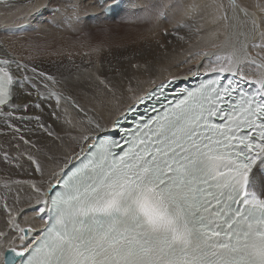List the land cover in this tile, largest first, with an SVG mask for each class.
<instances>
[{"label": "snow or ice", "instance_id": "1", "mask_svg": "<svg viewBox=\"0 0 264 264\" xmlns=\"http://www.w3.org/2000/svg\"><path fill=\"white\" fill-rule=\"evenodd\" d=\"M113 6L102 3L101 11ZM231 6L247 14L235 0ZM251 47L259 51H245L244 60L236 48L204 53L203 70V61L188 70L199 82L177 88L171 100L168 90L180 77L141 94L130 85L114 117L87 116L73 138L78 151L65 154L58 170L46 171L29 152L40 179L2 184L8 218L0 264H264V42ZM22 69L28 66L0 45V122L18 133V120L35 121L52 136L41 115H16L31 107L43 113L42 103L15 102L21 92L31 95L29 84L36 87ZM0 159L13 158L4 151ZM23 185L34 203L9 207V194ZM26 211L42 225L22 226Z\"/></svg>", "mask_w": 264, "mask_h": 264}, {"label": "rangeland", "instance_id": "2", "mask_svg": "<svg viewBox=\"0 0 264 264\" xmlns=\"http://www.w3.org/2000/svg\"><path fill=\"white\" fill-rule=\"evenodd\" d=\"M67 1L65 0V2ZM91 1V4L97 7H95L96 10L94 12L84 10L83 16L87 21L85 24H77L76 27L70 26L66 30L57 31L54 34L51 31L52 36L51 32L48 34L49 30H46L44 33H46V37L48 36L47 38L45 36H38V38L32 37L29 38L30 40H27V37H31L37 33L38 29L34 25L22 31L5 32L2 28L6 25L1 24L0 30V41L5 44L8 52L10 50H13L11 52H15L14 48L18 45L20 46L19 42H13L26 39L30 41L24 40V42L28 43L25 44L28 47H30L29 45H33L32 47L37 46L39 48L52 42V45H54L52 51L56 50L62 55L66 54L65 58L69 60V63L67 65L68 68H66L67 74H65L70 79L69 86H72H66L67 88H65L57 80L56 76H53L57 81L55 84L47 81L46 77L43 78L41 76L36 79L38 84L35 83L41 93L46 92L50 94V92H55L57 96L61 97V102L66 104V116L70 117V119L76 116V120L78 121L75 122L77 126L80 125L79 128L83 127L82 122L86 121L87 116H97V114L94 110L86 109L83 106L74 91L75 87H73L72 82H82L86 77H91V66L97 67L98 79L99 81H103L112 73L119 74L123 70L126 71L130 67L151 60L153 64L152 68L154 69L157 66L153 70L152 77L159 78L163 75L168 76V74L179 73L182 68L192 67L197 61H203V54L206 52H216L223 55L225 51L223 50V46L227 47L226 50L228 51L233 49L232 43L234 40L232 38L231 41H233L228 46L224 45L225 37L228 35L230 29L229 20L224 19L225 14L228 17V13L232 8V3L229 0H136L134 1V5L123 3V9L120 13L114 12L113 15L108 14L106 11H101V4H111L110 2L116 0ZM118 1L121 6L123 0ZM235 1L240 8L245 9L247 12V14L240 12L241 28H239L236 36L239 39L248 37L246 49L248 53L255 56L259 49L251 46L264 42V0ZM50 3L58 4V0H52ZM221 5L227 6L226 12L225 8L221 7ZM21 20V16L14 17L11 24L20 23ZM152 27H155L156 31ZM150 28L152 31H150ZM49 29H57V26L50 27ZM61 38L62 41L60 42L62 43L59 42ZM234 47L239 48L238 45ZM261 55H264V53ZM17 57L23 59L21 54ZM155 62L158 65H155ZM54 67H56L54 72L57 73L60 68L56 65ZM155 70L157 73H155ZM245 71L251 73L255 71V68L254 66H250ZM46 84L47 88L45 87ZM62 137L60 140L67 147L69 154H71L73 149L78 151L71 136ZM9 155L13 158L12 164L16 160V155L15 153H10ZM62 161L63 159L59 163L52 165L50 170L55 167V169H58L57 167L58 165H62Z\"/></svg>", "mask_w": 264, "mask_h": 264}, {"label": "bare ground", "instance_id": "3", "mask_svg": "<svg viewBox=\"0 0 264 264\" xmlns=\"http://www.w3.org/2000/svg\"><path fill=\"white\" fill-rule=\"evenodd\" d=\"M51 1L52 0H6L5 3H0V23L6 26L26 24V29L29 26L34 25V27H37L38 29L37 33H35L31 37H27L26 39L28 40L32 37H44L46 34L44 33V31L46 30H49L48 34H50L51 31L54 34V32L57 33V31H64L70 26L76 27L77 24H85V22L87 21L83 16L84 10L94 12L96 10L95 7H97H94L91 4V0H66L67 2H65V0H58V4H52L50 3ZM88 1L89 3H87ZM134 1L136 0H123L120 8L115 12H117V14L120 13V11L123 9V3L134 5ZM110 3L112 4L114 2ZM235 3L238 4L236 1ZM149 5H151V3H149ZM51 9H53V11ZM240 12L241 11L231 8L230 12L228 13L230 29L228 35L225 37L224 45L228 46L230 42L234 40V45L232 43V47L236 48L234 46H239V48H237L240 49V58L241 60H243L245 58L244 52H248V50L246 49V41L248 40V37H242L241 39H239L238 36H236L239 28H241ZM113 13L114 12L110 14L113 15ZM17 16H21L22 22L20 21V23L11 24V21L14 19V17ZM54 26H57V29H49L50 27ZM153 29H155L156 31L155 27ZM150 31H152L151 28ZM56 33L55 35H57ZM231 38L233 39L232 41ZM24 40L13 42L20 43V46L18 45L16 48H14L16 50L15 52L18 53L11 52L13 50H10L9 52L16 58L17 61L28 66V71L25 73L22 69L20 74L31 76L35 83L36 79H38V77L40 78L39 73L44 72L46 76H56L57 80H59V82L62 83L65 88H67L69 86L70 79L66 75V68H68L67 65L69 63V60L65 58L66 54L62 55L56 50L52 51L54 48L52 42L51 44L45 46L42 45L38 48L37 46L32 47L33 45H29L30 47H28V45H25L28 43L24 42ZM60 41H62V38L61 40H59V42ZM0 45H2L3 48L6 49L5 44L2 41H0ZM226 48L227 47L223 46V50H226ZM19 54L23 56V59L17 57ZM154 64L156 65L157 62H155ZM55 65L60 68L57 73L54 72V70H56V67H54ZM205 65H207V61L203 60V63L200 66L201 70H203V67ZM152 66V61L149 60L139 65H135L134 67H130L129 69L126 68L128 70H123L119 74L112 73L110 74V76H107L105 80H103L105 83H101V81H99L98 79V69L93 65L91 66V77H86L82 82H72L73 87H75L74 91L86 109L94 110L98 117H103L105 120H107L111 117H114L118 111H122L124 105L128 103L129 93L127 92V89L130 85L133 88H138L139 92L137 94H141L144 90L151 88L154 82H159L162 79H171L172 77H180V79L191 78L188 72L190 67L182 68L179 73L177 72L172 75L168 74V76L163 75L159 78H153L152 73L157 66L154 67V69L152 68ZM32 68L36 69L35 74L32 73ZM185 69L186 71H184ZM120 70L122 69L120 68ZM155 73H157L156 70ZM27 92H30L31 95L29 96L26 92H21L15 102L20 104L42 103L43 113H41L40 109L31 107L27 111L22 110L20 113H17V117H19L20 115H41V119L45 127L48 128V130L52 131L53 135L48 136L47 132L39 128L35 121H33L32 123H28L27 121L20 122L18 120L15 125L16 128L20 129V132L18 133L15 132L14 128L8 127L3 124V122H0V157H2L4 151L9 152V154L15 153L16 155L15 162L9 165H5L2 159H0V204L3 203L2 197L5 194L2 188V184L5 179L11 178L13 181L27 180L31 178H35L37 180L40 179L39 174L33 172L34 166H30L29 162H27V155L29 152H31L34 156L39 157L42 163L45 165L46 171H50L52 165L59 163L63 159L65 154H69L67 147L64 146V144H62L60 140L61 137L71 136L72 138H74L82 129V126L81 128H79L80 125L77 126V123L75 122L78 121L76 120V116L74 117L72 115L73 119H70V117L68 118L66 116L65 113L67 111V108L66 104L61 102L62 99H59L58 102L56 96H50L49 93L46 92L41 93L37 88V85L35 88H33L31 87V84H29ZM38 93L43 94L44 98L42 101L38 99ZM53 112L56 113V116L52 115ZM73 121L74 123H72ZM29 129H31V131H29ZM20 135H23L26 140L30 141V143L25 144L23 141H21L19 139ZM33 144L35 145V147H32ZM37 149H39V151H37ZM17 187L19 188V191L14 190L8 196L9 207H14L15 209L19 210L24 209L34 203V198L31 201L29 200L31 189L27 185ZM17 197H19L18 203L16 202ZM32 216L33 213L27 211L24 212L23 215L19 216V223H21L22 226H25L27 223H32L36 227L41 226L43 221L33 220L31 219ZM7 218V213L3 209H0V229L6 228ZM45 219H47V217H45Z\"/></svg>", "mask_w": 264, "mask_h": 264}, {"label": "water", "instance_id": "4", "mask_svg": "<svg viewBox=\"0 0 264 264\" xmlns=\"http://www.w3.org/2000/svg\"><path fill=\"white\" fill-rule=\"evenodd\" d=\"M230 2H233V0H229Z\"/></svg>", "mask_w": 264, "mask_h": 264}]
</instances>
